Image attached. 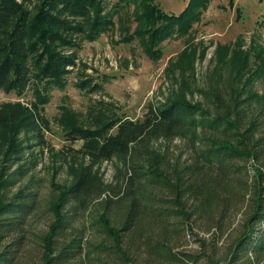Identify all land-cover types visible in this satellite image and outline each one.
Wrapping results in <instances>:
<instances>
[{
    "label": "trees",
    "instance_id": "1",
    "mask_svg": "<svg viewBox=\"0 0 264 264\" xmlns=\"http://www.w3.org/2000/svg\"><path fill=\"white\" fill-rule=\"evenodd\" d=\"M27 1L0 0V91L22 95L33 87L37 95L31 106L0 103V264H264V91L255 85L264 48L253 66L251 50L220 45L207 85L195 72L188 81L183 70L178 86L151 101L142 118L117 113L91 126L68 120L63 156L71 178L51 181L47 229L30 227L38 190L13 187L39 162L45 92L66 84L78 35L99 37L129 0ZM134 1L135 32L158 58L155 46L189 32L211 0H188L179 12ZM92 80L79 83L103 87ZM106 158L117 168L110 182L94 168ZM72 208L85 214V228Z\"/></svg>",
    "mask_w": 264,
    "mask_h": 264
},
{
    "label": "rangeland",
    "instance_id": "2",
    "mask_svg": "<svg viewBox=\"0 0 264 264\" xmlns=\"http://www.w3.org/2000/svg\"><path fill=\"white\" fill-rule=\"evenodd\" d=\"M34 1L28 0L27 4L33 5ZM156 2L167 11L179 12L188 0ZM136 3L129 0L125 6L123 4L116 12L115 25L96 39L78 35L77 39L81 42L79 58L66 76V84L61 87L52 84L45 92L48 100L41 104L40 110L44 116L40 123L41 137L45 142L36 146L39 162L33 172L13 187L14 191L20 186L38 190L35 213H30L29 219V225L35 232L45 231L53 217L49 209L53 196L52 179L64 183L71 178L68 162L63 156L66 151L64 146L69 143L64 136L68 120L75 119L91 126L96 124V118L105 120L117 113L133 119L142 118L151 101H162L171 88L178 86L183 70L188 81L195 72L200 84L207 85L217 68L220 45H228L231 49L239 45L242 49L251 50L252 63L262 57V52L257 50L264 48V0H233L232 5L230 0H211L189 32L175 33L155 46L160 49L158 58H153L145 50L144 38L139 37L138 31L135 32V28L140 26L136 20L140 12L135 7ZM104 75L108 79L103 80ZM81 78L101 81L103 87L96 90H92L91 84L84 87L79 83ZM255 82L256 89L263 92L264 71L262 76H256ZM36 97L33 87L22 95L0 91V103L22 99L31 106ZM200 98L202 94L197 91L195 99ZM32 141L37 142L38 138L34 137ZM178 141L179 138L176 139ZM81 142L78 140L75 146H80ZM42 146L44 151L40 152ZM77 158L82 160L83 156L78 155ZM73 160L74 157H70V162ZM86 160L91 161L89 155ZM94 168L104 182L112 181L117 170L115 160L109 158L99 160ZM71 213L76 215V226L85 228V214L76 208H72Z\"/></svg>",
    "mask_w": 264,
    "mask_h": 264
}]
</instances>
